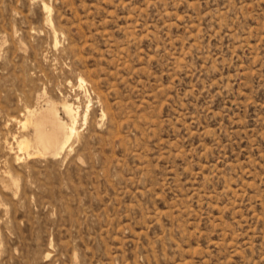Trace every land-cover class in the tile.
Wrapping results in <instances>:
<instances>
[{
    "label": "rangeland",
    "instance_id": "374dc122",
    "mask_svg": "<svg viewBox=\"0 0 264 264\" xmlns=\"http://www.w3.org/2000/svg\"><path fill=\"white\" fill-rule=\"evenodd\" d=\"M42 92L87 120L14 162ZM0 142V264H264V0H0Z\"/></svg>",
    "mask_w": 264,
    "mask_h": 264
},
{
    "label": "bare ground",
    "instance_id": "6f19581e",
    "mask_svg": "<svg viewBox=\"0 0 264 264\" xmlns=\"http://www.w3.org/2000/svg\"><path fill=\"white\" fill-rule=\"evenodd\" d=\"M42 8H43V11L45 14V23L44 24L54 35L55 45H56L58 32H57L56 28H54V26H53V23H52V20L50 17V9L44 3L42 4ZM51 11H52V9H51ZM54 39H53V41H54ZM37 76H39V75H37ZM84 84H85L84 79L80 78L77 86L82 87ZM37 92H39V91H37ZM45 93L46 92H42L40 94L37 93L38 94L37 100L43 99L44 101H46L45 103H47V104H46L45 108L37 107V106L31 105L28 103H24L19 107V109H17L18 114L16 116H13L11 119L9 118L10 120H8V121L19 123V125L21 124L22 129L24 131L28 130V128H29V130H28L29 132L25 135H22L21 139H19V140L17 139V135H15L13 133H11V135H10V132H7V138L4 141L5 147L4 148L2 147V148L6 150L7 155L12 157L14 162L22 161L24 158L23 155L27 156V158H30L31 156L36 157V158L37 157H43V156H50V157H54V158L58 157L68 147L70 149L71 141L74 138V136L77 134V124H78L80 117H82L84 122H85V120H87L86 119L87 118L86 113L81 116L80 106L76 105L75 102L64 98V99H61L62 101L60 100V106H59L56 102H54V100L50 101L49 99H46L45 95H47V94H45ZM90 102H91V100H88V103H90ZM32 104H33V102H32ZM60 110L63 112L64 116L66 117V120H64L59 115ZM19 125L17 124V126H19ZM8 127H9V125H8ZM18 128H20V127H18ZM20 130L17 129V131H20ZM9 136H11L12 140L17 143V150L16 151L12 145L13 142L12 143L10 142L12 140H9V138H8ZM33 159H35V158H33ZM23 166H25V165H23ZM7 178H9V177L7 176ZM16 179H18V178H16Z\"/></svg>",
    "mask_w": 264,
    "mask_h": 264
}]
</instances>
